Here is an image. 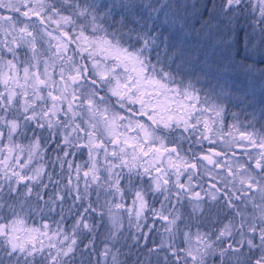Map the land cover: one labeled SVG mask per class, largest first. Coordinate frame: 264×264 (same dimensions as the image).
Here are the masks:
<instances>
[{
    "label": "snow or ice",
    "instance_id": "6c2138e0",
    "mask_svg": "<svg viewBox=\"0 0 264 264\" xmlns=\"http://www.w3.org/2000/svg\"><path fill=\"white\" fill-rule=\"evenodd\" d=\"M256 85L264 0H0V264H127L125 213L156 264H264Z\"/></svg>",
    "mask_w": 264,
    "mask_h": 264
},
{
    "label": "trees",
    "instance_id": "16d2710c",
    "mask_svg": "<svg viewBox=\"0 0 264 264\" xmlns=\"http://www.w3.org/2000/svg\"><path fill=\"white\" fill-rule=\"evenodd\" d=\"M236 78H238V77H236ZM238 79H240V78H238ZM203 83L207 87V89L209 90L210 86L207 85L205 82H203ZM243 91H244V88L241 90L240 93H238L237 89L233 90L232 91L233 99L231 101L226 102L225 104L227 105V107L239 106L242 109H246L247 112H249V113L255 110L257 117H259L260 108L264 107V91L261 90L259 85H256L255 86V94L253 95V94L249 93V95L243 101V103H240L239 101L235 100V97L240 96L243 93ZM29 135H31V133H29ZM83 155L79 156V158L77 159V163H83L85 161V157H83ZM48 168L51 169L50 164L48 165ZM56 170L57 171L60 170L59 166H57ZM91 198L94 199L93 196ZM126 201L128 202L129 200H126ZM156 207L159 208L160 205L156 204ZM55 219H59V217L55 216ZM105 219L107 220V218H105ZM42 222L43 221L39 217L36 220H29V223L32 225H36V224L42 223ZM144 223H146L148 225V227L144 228L143 231L147 232L148 228H152V233L150 235V238L147 241L148 247H143V245L145 244V241L143 239H141V241H140L141 248L132 247L131 252H129V246L134 244L133 240L129 236V232L136 233L137 235L139 234L137 229H135L136 231H134V227L128 231L123 230L118 235L119 242L115 243L114 247H115V249L120 250V253H121L120 254V260L121 261H127V264H136L137 260H142L144 262V264H149V261H151V264H156V261H153V260L155 258H157V256L155 254L148 255L147 253H148L149 247L156 248L159 246L160 230L162 229L163 221L157 220V221H155V223H153L152 216H151V214H149L147 220L144 221ZM53 226H55V225L53 224ZM65 226L68 228L71 227V219L70 218H67L65 220ZM100 232L104 233V234L99 235V238L97 239V244L100 248H102V245L105 241V234L107 232V228L100 229ZM159 259H160V264H163V255L160 253H159Z\"/></svg>",
    "mask_w": 264,
    "mask_h": 264
},
{
    "label": "rangeland",
    "instance_id": "374dc122",
    "mask_svg": "<svg viewBox=\"0 0 264 264\" xmlns=\"http://www.w3.org/2000/svg\"><path fill=\"white\" fill-rule=\"evenodd\" d=\"M217 71H219V69H217V68H213V70H212V74H215ZM201 80H202L203 82H205L203 76H201L199 82H197L195 79L193 80V83H194L195 87H196L197 89H202V90L205 91V92L209 91V90L207 89V87L204 85V83H203ZM209 80H210V85L206 83L207 85L218 87L217 80L214 79V78H212V75L209 76ZM232 80L235 81V80H239V79L233 76V77H232ZM235 89H237V90H238V93H240L241 90L243 89V87H241V86H236V87H234V88L232 89V91L235 90ZM232 96H233V95H232ZM201 98H203V97H201ZM225 103H226V102H225ZM225 107L228 109V112H229V115L226 117V119L229 121V123L232 122V121H231V113H232V112H238V111H241V110H242V108L239 107V106H231V107H227V105L225 104ZM243 118H244V117H243V115H242V116H241V119H243ZM25 143H27V142L25 141ZM205 143H206V142H205ZM236 151H239V150H236ZM83 157H85V161L88 159V156H87V153H86V152H85V154L83 155ZM36 162H37V161H34V163H36ZM81 186H82V185H81ZM93 197H94V199L96 198L95 195H93ZM124 203H127V204L130 205V204H131V200H129L128 202L125 200ZM113 211H114V212H120V211H122V210H117V209L114 208ZM106 218H107V217H106ZM116 221H117V236H118L123 230L128 231V230L131 229V228H129L128 217H127V214H126V213L123 214L122 216L118 215V216L116 217ZM121 225H122V226H121ZM109 227H110V222H109ZM134 231H136L135 228H134ZM193 231H195V229H193ZM167 235H168V234L165 233V231H164V227L162 226V229L160 230V241H159V245H160V243H161V238H162V237H167ZM104 246H105V241H104V243H103L101 249H103ZM108 246H109V247H112V250H113V251H116L115 247H113V242L109 241ZM165 247H167V245H165ZM160 254H162L163 257H164V253H163V252H160ZM109 259H110V257H109ZM153 261H157V258H155Z\"/></svg>",
    "mask_w": 264,
    "mask_h": 264
}]
</instances>
